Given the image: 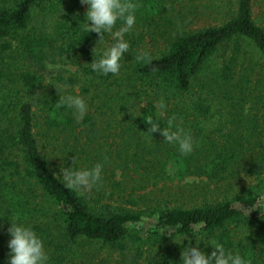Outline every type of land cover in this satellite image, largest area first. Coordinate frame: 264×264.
<instances>
[{"label": "trees", "instance_id": "1", "mask_svg": "<svg viewBox=\"0 0 264 264\" xmlns=\"http://www.w3.org/2000/svg\"><path fill=\"white\" fill-rule=\"evenodd\" d=\"M182 1L198 0H139L119 75L100 76L90 65L100 36L83 30L80 0H0V264L13 218L43 239L49 264H179L200 238L264 264V27L254 0H236L221 24L189 28ZM111 43L105 35L96 51ZM69 94L87 100L83 119L56 107ZM161 101L164 122L193 136L191 155L147 133ZM105 158L84 196L59 176ZM242 176L254 179L236 191ZM189 177L227 193L194 207L140 204L149 187Z\"/></svg>", "mask_w": 264, "mask_h": 264}, {"label": "clouds", "instance_id": "2", "mask_svg": "<svg viewBox=\"0 0 264 264\" xmlns=\"http://www.w3.org/2000/svg\"><path fill=\"white\" fill-rule=\"evenodd\" d=\"M80 2L82 5H87L83 30L87 33L99 34L98 44L105 35L110 36L113 41L99 51H96L98 44L93 49L94 56H99V59H94L90 63L92 72L100 76L119 75L123 66L122 60L131 48L130 41L125 37L132 32L137 23L141 7L139 0H80ZM118 22H120L119 28H117ZM136 59L148 60L149 55L143 53L137 55ZM56 107H66L77 119H83L89 110L87 100L83 96L71 94L59 97ZM154 109L158 115L143 118L150 125L147 133L152 137L154 133L159 132L164 138L163 141L175 146L181 156L191 155L197 146L193 136L179 125L174 127L171 118L164 122L166 104L163 101L155 104ZM161 123L166 126L161 128ZM106 162L107 158L104 162H97L89 168H75L73 161L71 167H61L59 176L66 187L84 196L102 183ZM261 199H264V194ZM9 223L7 264H49L44 241L36 231L15 218ZM201 241L212 246L213 251L210 254L200 247ZM179 264H250V261L239 251L226 248L223 243L215 239L200 238L196 239L195 246L189 244L183 249Z\"/></svg>", "mask_w": 264, "mask_h": 264}, {"label": "rangeland", "instance_id": "3", "mask_svg": "<svg viewBox=\"0 0 264 264\" xmlns=\"http://www.w3.org/2000/svg\"><path fill=\"white\" fill-rule=\"evenodd\" d=\"M236 0H198L194 3L182 1L181 3L189 6L187 9V18L192 21L188 23L194 29H200L209 26L221 24L225 19L226 10L235 5ZM86 8L87 5H82ZM253 15L255 21L264 27V0H254ZM149 48L155 49L156 45H149ZM55 69V68H53ZM70 72H75V67H68ZM46 78L44 85H49L52 81ZM174 168L169 166V174L173 175ZM264 177V175H263ZM253 177L242 176L235 185L234 190L238 191L239 187H243L252 182ZM233 188V187H232ZM144 193V192H142ZM147 197L144 196L140 204H166L169 206L194 207L201 205L204 201L211 199H222L227 193V187L215 185L208 182L204 178L189 177L183 180H165L155 187H149L146 190ZM249 215L259 213L257 208L245 210ZM102 255H106L105 251H101Z\"/></svg>", "mask_w": 264, "mask_h": 264}]
</instances>
